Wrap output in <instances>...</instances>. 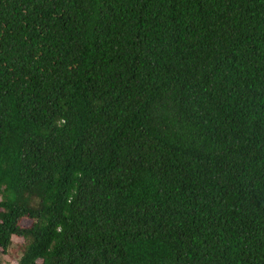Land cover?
<instances>
[{"label":"trees","instance_id":"1","mask_svg":"<svg viewBox=\"0 0 264 264\" xmlns=\"http://www.w3.org/2000/svg\"><path fill=\"white\" fill-rule=\"evenodd\" d=\"M11 237L16 264H264V0H0Z\"/></svg>","mask_w":264,"mask_h":264},{"label":"rangeland","instance_id":"2","mask_svg":"<svg viewBox=\"0 0 264 264\" xmlns=\"http://www.w3.org/2000/svg\"><path fill=\"white\" fill-rule=\"evenodd\" d=\"M20 225L22 227H28L29 221L21 220ZM22 242L23 241L20 238L11 237V243L7 251L2 253L0 249V264H16V261L20 255Z\"/></svg>","mask_w":264,"mask_h":264}]
</instances>
